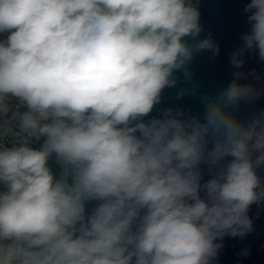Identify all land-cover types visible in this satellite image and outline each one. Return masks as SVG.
<instances>
[{
	"label": "clouds",
	"instance_id": "obj_1",
	"mask_svg": "<svg viewBox=\"0 0 264 264\" xmlns=\"http://www.w3.org/2000/svg\"><path fill=\"white\" fill-rule=\"evenodd\" d=\"M244 11L236 69L264 61V0ZM199 21L198 0H0V264H213L254 231L264 110H236L264 91L240 83L255 70L202 97V119L150 116L195 54L219 55Z\"/></svg>",
	"mask_w": 264,
	"mask_h": 264
},
{
	"label": "water",
	"instance_id": "obj_2",
	"mask_svg": "<svg viewBox=\"0 0 264 264\" xmlns=\"http://www.w3.org/2000/svg\"><path fill=\"white\" fill-rule=\"evenodd\" d=\"M248 2L250 0H198L202 32L197 40L210 36L219 44V55L213 59L212 52L207 50L195 54L189 65L191 79H185L182 73L177 72L175 74L178 79L177 85L164 90L161 103L155 106L150 116H159L162 109L179 106L202 119L204 104L201 98L218 96L219 92L233 80V73L236 71L249 73L255 70V74L261 77L259 81H254L252 76H248L240 83L251 82L254 86L264 89V61L259 59L258 53L246 51L242 57L245 63L241 69L234 68L229 62L232 52L242 46L241 35L250 29L247 20L249 13L244 11ZM185 39L189 43H194L191 38ZM180 89L188 90L189 94L177 99L176 93ZM260 110H264V91L251 103L241 102L236 115L241 119H247ZM41 143L42 140L34 141L32 147L38 148ZM49 165L58 176L61 169L54 157L50 159ZM204 167V178L208 179L206 166ZM258 171L264 178V168ZM94 204L95 202H90L87 205L88 211ZM248 215L253 221L254 231L244 238L226 236L223 240L224 248L213 264H264V203L260 206L253 204Z\"/></svg>",
	"mask_w": 264,
	"mask_h": 264
}]
</instances>
